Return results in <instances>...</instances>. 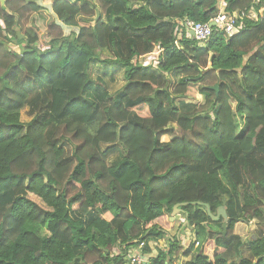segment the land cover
<instances>
[{
    "label": "trees",
    "instance_id": "1",
    "mask_svg": "<svg viewBox=\"0 0 264 264\" xmlns=\"http://www.w3.org/2000/svg\"><path fill=\"white\" fill-rule=\"evenodd\" d=\"M252 8L258 19L234 36L214 29L205 47L176 32L178 19ZM263 8L51 0L47 23L39 0L0 1V264H129L131 247L145 241L149 254L163 239L150 264H264ZM154 52L159 63H146ZM94 62L123 68L125 85L110 93ZM197 93L202 101H186ZM193 201L224 205L228 234ZM179 203H189L182 219ZM186 220L187 247L167 236ZM253 220L254 237L234 232Z\"/></svg>",
    "mask_w": 264,
    "mask_h": 264
},
{
    "label": "built area",
    "instance_id": "2",
    "mask_svg": "<svg viewBox=\"0 0 264 264\" xmlns=\"http://www.w3.org/2000/svg\"><path fill=\"white\" fill-rule=\"evenodd\" d=\"M261 13V16H263L264 8ZM246 17L258 19L259 14L254 8H252L249 12L238 11L234 13H227L222 10L209 22H199L191 19L190 17L178 19L176 32H178L180 37L183 36V31L188 32L198 40L201 47H205L213 35L214 29L225 32L228 36L238 35L240 30L244 27V18ZM145 245L146 243L143 241L139 245L130 248L126 255L127 259H129V264H150V259H148V255L144 250ZM196 245H199L198 241L196 242ZM184 246L187 245L185 244ZM120 252L121 250L119 248L115 249L112 252V255L117 256ZM176 261H174L173 264H183V262L177 261L176 263Z\"/></svg>",
    "mask_w": 264,
    "mask_h": 264
},
{
    "label": "rangeland",
    "instance_id": "3",
    "mask_svg": "<svg viewBox=\"0 0 264 264\" xmlns=\"http://www.w3.org/2000/svg\"><path fill=\"white\" fill-rule=\"evenodd\" d=\"M43 5H45V6H48V10H50V11H47L46 12V17H47V23H50L51 21H52V19H54V12H53V10H51L50 8H51V0H39ZM50 3V4H49ZM69 28L68 29H66L65 28V31H66V33H68L69 32ZM10 49H14V50H16L17 52H20L21 51V49H20V46H18V44H16V43H11L10 44ZM146 63H150V62H152V63H157V60L154 58V57H150V56H147V57H145V60H144ZM102 63H93L92 64V66H91V69H90V71H91V74H92V76L94 77V78H96V77H98V76H101V75H103L102 73H103V70H105V68L106 67H109V68H113V66L114 65H109V66H106L105 65V68L103 67V65H101ZM117 71H120V69H117ZM117 71H114V72H117ZM113 72V73H114ZM111 75V74H110ZM112 77H114V80H111V78L109 77V75L108 76H106L105 75V79H106V81H107V84H109V89H110V91L111 92H115L116 90H118V89H120L122 86H123V76H122V74H119V73H116V74H114V76H112ZM103 79V78H102ZM186 101L187 102H195V103H198V102H200V101H202V96L201 95H199L198 93L197 94H190V96H188L187 98H186ZM180 102V101H179ZM190 102V103H191ZM190 103H185V101H181V104H183L182 106H183V108H190V107H188V106H186L185 104H190ZM186 106V107H185ZM27 107L26 108H23L21 111H22V115H21V118H22V120L23 121H25V122H28V121H30L31 120V116H29V113H28V111H27ZM236 120H237V122H238V124H239V126L240 125H244L245 124V121H244V119H242V118H240L239 116H237L236 115ZM171 139V136H165L164 138H163V141H166V140H170ZM117 156V153L116 154H114V155H112L111 157H109V159H110V161H112L114 158H117L116 157ZM242 221H240V222H238L237 224H239V223H241ZM244 222V221H243ZM251 222H253V224L252 225H254V226H252V227H249V225H250V223ZM251 222H245V223H243V225L245 224L247 227H244L243 225L242 226H240V230L243 232V231H248V227H249V232L251 233V231H252V229H254L253 231L254 232H256V229H257V221H255V220H253V221H251ZM256 225H255V224ZM237 224L235 225V228H236V226H237ZM216 227H217V225H216ZM235 230V229H234ZM246 246H247V243H245V245H244V247L242 248V251H243V253H244V255H243V257L244 256H246L247 257V249H246ZM250 255V254H249ZM190 259V258H189Z\"/></svg>",
    "mask_w": 264,
    "mask_h": 264
},
{
    "label": "crops",
    "instance_id": "4",
    "mask_svg": "<svg viewBox=\"0 0 264 264\" xmlns=\"http://www.w3.org/2000/svg\"><path fill=\"white\" fill-rule=\"evenodd\" d=\"M50 4V3H49ZM152 56H154V58H158V56H159V53H156V54H154V55H152ZM152 56H150V57H152ZM99 63V62H98ZM101 65H103V67L105 68V64H101ZM117 69H120V71H117ZM114 71H117V72H114ZM114 72V73H113ZM116 73H119V74H122V76H123V86L125 85V77H124V73H125V71H124V69L123 68H121V67H118L117 65H114L113 66V68H109V67H106L105 68V70H103V75H101V76H98V77H102L103 78V80L105 81V83L107 84V81H106V79L104 78L105 77V75L106 76H108L109 75V77L111 78V80H114V77H112V76H114V74H116ZM111 74V75H110ZM93 77V76H92ZM94 78V77H93ZM97 78V77H96ZM95 78V79H96ZM108 85V88H109V84H107ZM122 86V87H123ZM121 87V88H122ZM109 91H110V89H109ZM117 91V90H116ZM115 91V92H116ZM110 93H112L113 94V92H111L110 91ZM243 223H245V221L244 222H241V223H239V224H237V226H236V228H235V230H234V232H236L237 234H239L241 237H242V239L243 240H247V239H249L250 237H254L255 236V232L253 231L254 229H252V231H251V233L249 232V227H252V226H254V225H252L253 224V222H251L250 223V225H249V227H248V231H241L240 230V226H242L243 225ZM246 224V223H245ZM243 225L244 227H247L246 225ZM255 224V223H254ZM256 225V224H255ZM185 226H183V227H181V228H179L178 226H175V227H173V228H169L168 230H167V233H168V236H170V237H176V239L177 240H179L180 241V243H181V245H188L190 242H191V239H192V232H191V229L190 228H184ZM246 243V242H245ZM167 245H168V243L163 239V240H160L159 242H152L151 243V246H152V252L150 253L151 254V256H156L157 254H158V251L160 250V249H164L165 247H167ZM245 245V244H244ZM246 249H247V257H249L250 259H252V260H254L255 258L251 255V253H250V251H249V249H248V247L246 246ZM250 254V255H249ZM243 255H244V253H243ZM176 263H177V261H176Z\"/></svg>",
    "mask_w": 264,
    "mask_h": 264
},
{
    "label": "water",
    "instance_id": "5",
    "mask_svg": "<svg viewBox=\"0 0 264 264\" xmlns=\"http://www.w3.org/2000/svg\"><path fill=\"white\" fill-rule=\"evenodd\" d=\"M2 2V4H5V0H0ZM215 89L217 90V92L219 91V86L216 85L214 86ZM192 204H196V205H203L205 207H207V212L209 214V216L215 221L218 222V220L223 219V224H222V232H224V235L228 234V222H229V214H228V210L224 205H220L218 206V211L217 213H214L212 211V207H210V205L208 203L205 202H201V201H193ZM189 205V203H179L176 204L173 208L174 211L172 213L173 218H175L176 215H178L179 213L184 212L182 206H187ZM188 222V220H187Z\"/></svg>",
    "mask_w": 264,
    "mask_h": 264
},
{
    "label": "clouds",
    "instance_id": "6",
    "mask_svg": "<svg viewBox=\"0 0 264 264\" xmlns=\"http://www.w3.org/2000/svg\"><path fill=\"white\" fill-rule=\"evenodd\" d=\"M70 29V28H69ZM156 53H158V52H154L153 54H151V55H148V56H152V55H154V54H156ZM152 57H154V56H152ZM159 57V56H158ZM156 60H157V63H159V58H155ZM156 63V62H155ZM181 213H179L178 215H176V216H180L181 217V215H180ZM181 219H182V217H181ZM187 220H186V222L183 224V226H186L187 225ZM177 224H179V223H177ZM191 232H192V230H191ZM193 235V234H192ZM167 236H168V233H167ZM167 243H168V241L166 240V239H164ZM191 243V242H190ZM189 243V244H190ZM188 244V245H189ZM187 245V246H188ZM168 246V245H167ZM187 246H185V247H187ZM165 248H167V247H165ZM164 248V249H165ZM148 255V259H150V257H151V254L149 253V254H147ZM189 258H183L182 260H179L180 262H185L186 260H188ZM151 260V259H150ZM178 261V260H177ZM150 262V261H149Z\"/></svg>",
    "mask_w": 264,
    "mask_h": 264
}]
</instances>
